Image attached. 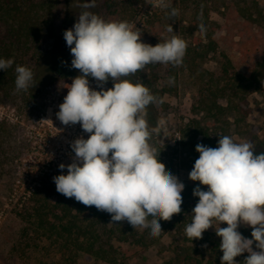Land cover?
I'll return each instance as SVG.
<instances>
[{
	"label": "clouds",
	"instance_id": "clouds-1",
	"mask_svg": "<svg viewBox=\"0 0 264 264\" xmlns=\"http://www.w3.org/2000/svg\"><path fill=\"white\" fill-rule=\"evenodd\" d=\"M151 5L170 8L172 17L178 14L167 0H151ZM77 6L83 11L64 39L73 57L71 67L80 74L67 86L56 116L65 126L79 123L90 135L71 143L75 156L71 164L59 165L61 170L67 168V174L53 178L56 190L110 214L109 224L127 222L158 237L160 220L170 221L181 213L185 185L166 170L160 152L149 143L153 134L166 131L163 118L154 127L147 119L148 106L158 98L129 77L152 63L180 66L186 43L173 36L155 46L146 44L139 28L128 21L106 20L89 11L96 0ZM200 31H205L203 24ZM13 63L0 58V70ZM15 72L16 91L33 86L31 69L17 66ZM90 78L100 90L90 87ZM109 80L114 87L106 89ZM253 149L252 143L235 142L228 135H219L217 147L196 145L199 158L189 178L207 190L194 188L193 196L199 200L184 231L191 240L202 239L214 227L222 238L221 264H237L235 258L245 252L243 264H264V152ZM241 225L251 227V239L238 231Z\"/></svg>",
	"mask_w": 264,
	"mask_h": 264
},
{
	"label": "trees",
	"instance_id": "trees-1",
	"mask_svg": "<svg viewBox=\"0 0 264 264\" xmlns=\"http://www.w3.org/2000/svg\"><path fill=\"white\" fill-rule=\"evenodd\" d=\"M143 1L96 0V6L88 10L100 16L129 13L133 18ZM167 1L178 10V14L172 17L171 9L167 8L166 18L169 21H188L193 35L201 32V24L205 28L201 32L205 44L189 49L180 67L196 75L198 60L209 54L224 48L238 55L234 59L230 54H224L225 63L219 77L205 80L204 76H200L198 79L197 108L204 113L205 118L201 122H191L181 130L176 148L184 162L182 167L191 172L199 158L197 144L217 147L219 135H228L235 140L236 130L249 115V95L264 83V12L257 0ZM84 2L90 0H0V58L14 60L9 69L0 70V97L20 108H29L43 88L56 80L76 77L77 73L71 68L68 72L58 73L43 65L46 53L41 48L48 39L60 41L64 38V32L73 28L79 13L83 11L77 4ZM215 11L225 18L224 25L210 19V13ZM256 28H261L260 34L255 31ZM66 49L71 54L68 46ZM17 66H25L34 74L33 86L26 91L15 89ZM137 76L140 83L148 87L160 101L167 90L158 88L141 72ZM108 83L112 85L110 80ZM147 119L150 127H154L157 120L161 119L155 103L148 106ZM4 131V126L0 124V135ZM166 141L167 135L162 132L160 135L153 134L149 143L157 148L160 161L174 175L172 167L162 159ZM253 150L257 154L264 152V139L259 140ZM60 174L64 172H52L26 189L20 199L23 207L19 216L31 226L34 233L49 240L62 257L71 262L82 253L98 261L118 264L125 255L118 253L116 243L142 249L157 242L166 232L184 230L191 222L192 209L199 200L193 196V190L199 182L181 181L185 185L181 193V213L174 214L170 221L161 219L162 232L158 237H152L150 229H134L127 222L109 224L110 214L58 193L53 178ZM199 186L207 190L206 186ZM243 233L246 234V231ZM220 243L218 241L215 247L219 248ZM222 255L220 250L217 259L221 260ZM245 257V254L240 255L237 264H243ZM170 264H200V261L194 254L185 251L183 254L178 252Z\"/></svg>",
	"mask_w": 264,
	"mask_h": 264
},
{
	"label": "rangeland",
	"instance_id": "rangeland-1",
	"mask_svg": "<svg viewBox=\"0 0 264 264\" xmlns=\"http://www.w3.org/2000/svg\"><path fill=\"white\" fill-rule=\"evenodd\" d=\"M257 1L264 12V0ZM167 12V8L153 7L151 0H144L133 18L129 13L101 17L106 20L128 21L139 28L142 42L152 46L177 36L186 43L185 55L196 45L205 44L206 40L201 32L195 35L191 33L188 21L171 22L166 18ZM210 19L221 25L225 23V18L218 11L211 12ZM260 29L256 28L255 31L260 34ZM63 46L67 48L64 38L60 41L46 40L41 48L46 53L43 65L58 73L68 72L71 68L78 76V69L71 67L73 57ZM224 54L238 58V55L222 48L217 53L198 60L196 75L190 74L184 67L152 63L129 77L133 82L140 83L137 74L141 72L158 88L167 90L162 99L155 103L161 118L166 121L167 141L162 159L172 167L174 175L180 181L191 180L190 171L182 167L184 162L176 151L181 130L187 124L201 122L205 118L204 113L197 108L198 79L200 76H204L205 80L219 77L225 63ZM47 87L39 92L29 108H20L0 97V124L5 128L0 135V264H109L82 253L72 262L68 261L57 251L54 244L40 238L19 216L23 207L20 199L26 189L38 180L47 178L52 172L63 171L67 174V168L61 170L59 165L73 162L75 153L71 149V143L81 136L87 139L90 135L83 129L71 130L64 138L45 133L46 130L39 125V119L45 111L44 92ZM111 87H114L113 82ZM247 103L248 118L236 130L234 138L237 142H250L255 146L259 140L264 139V83L249 95ZM221 227H227V224L222 223ZM238 231L244 237L252 238L251 227L241 225ZM221 239L216 235L214 227L206 230L202 239L193 240L186 236L184 230L175 229L163 234L147 248L128 247L120 243H116L115 247L121 256L125 255L118 264H170L178 252L183 254L185 251L194 254L200 264H221V260L217 259L220 248L215 247ZM244 254L248 255L247 252Z\"/></svg>",
	"mask_w": 264,
	"mask_h": 264
},
{
	"label": "built area",
	"instance_id": "built-area-1",
	"mask_svg": "<svg viewBox=\"0 0 264 264\" xmlns=\"http://www.w3.org/2000/svg\"><path fill=\"white\" fill-rule=\"evenodd\" d=\"M73 78L74 77L59 79L56 83L48 86L45 89V111L39 119V125L46 130L45 133L51 134V136H59L64 138L66 134L69 133L71 130L77 131L82 129L79 123L75 125L70 124L68 126H65L57 119L56 116V113L59 111V105L63 103L64 97L68 93L67 86L72 83ZM90 87L95 90H100L99 85L94 79H90ZM104 87L106 89L112 88L108 82L106 85H104Z\"/></svg>",
	"mask_w": 264,
	"mask_h": 264
}]
</instances>
